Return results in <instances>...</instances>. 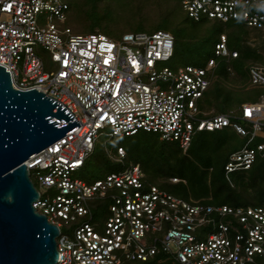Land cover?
Here are the masks:
<instances>
[{
    "label": "built area",
    "instance_id": "1",
    "mask_svg": "<svg viewBox=\"0 0 264 264\" xmlns=\"http://www.w3.org/2000/svg\"><path fill=\"white\" fill-rule=\"evenodd\" d=\"M181 3L194 20H240L264 33V12L257 10L264 0ZM69 9L68 0H0V64L12 83L63 102L80 124L27 160L40 194L33 206L61 231L55 264H264L262 206L178 197L143 180L139 163L93 182L73 177L106 128L110 136L154 132L186 152L197 132L231 127L246 138L224 165L232 181L233 172L264 157V93L238 112L202 116L207 112L199 101L212 83L214 57L207 67L158 69L174 55L171 31H127L118 40L102 32L73 33ZM39 45L50 53L49 69ZM215 54L231 60L240 51L222 33ZM249 74L251 85L264 87V65L251 64ZM117 155L124 162V146Z\"/></svg>",
    "mask_w": 264,
    "mask_h": 264
},
{
    "label": "rangeland",
    "instance_id": "2",
    "mask_svg": "<svg viewBox=\"0 0 264 264\" xmlns=\"http://www.w3.org/2000/svg\"><path fill=\"white\" fill-rule=\"evenodd\" d=\"M68 1L72 6H70L68 10L69 20L67 24L72 28L73 33L86 34L91 32H102L118 40L127 30L154 32L161 29L171 31L176 37L174 55L170 60L158 63V69L168 66L172 70H177L178 67L187 64L207 67L208 60L214 57L219 63V66L220 64L221 66L217 68V65L210 74L213 73L212 79L215 82H222L223 79L228 77L224 74L219 76L223 71L225 74L228 73L229 77H232L234 75L232 72L238 70L242 72L245 77H248L249 69H247L246 62L244 61L246 58H252L255 51L260 53L262 59L257 61L250 59V62L264 65L263 32L257 31V29L244 24V26H239V30L242 38L243 36L247 38L240 39L238 37L239 34L236 35V29L238 30V27L235 26L234 22H223L222 20L208 17L194 20L182 7L181 0H159L160 4H163V7L154 0H103L100 6H107V8L100 13V17L97 16L96 18L83 17L78 6H75L80 3V0ZM262 7H259L257 10L263 12ZM93 23L96 25L95 28L91 27ZM221 32H224L228 36L229 43L232 42L239 51H241L242 55L239 60H231L228 62L227 58L215 54V42L220 40ZM36 50L45 61L46 68L49 69L52 67L50 63V53L40 45L36 47ZM144 79L148 80L146 77ZM223 82V85L226 83V87H233L236 91L241 92V94L237 95L232 101L233 106L230 107L237 112L241 108V106L238 108L236 105L238 102L237 98L240 97L239 99L241 100H248L257 92L256 87L248 84H234V82L231 81ZM209 95L210 96L202 102V105H200V107L207 112L204 115L202 114V116L215 113V111H225L229 108V105L224 104L225 101L223 99L225 96H214V91L211 89ZM224 129L196 133V135H194L189 158L198 163H202L204 166L214 160L217 161L224 158L232 151L238 150L244 145L246 141L245 137L236 133L231 127ZM108 131V128L102 130V133L96 141V147L91 156L88 157L85 166L73 172L74 178L93 182L97 179L104 178L110 172L122 170L130 164L141 162L148 171L146 177L148 183H155L161 189L174 195H191L192 191H195L194 186L187 184L183 185L182 183L175 184L171 179L169 180L168 175L164 172V169L161 168L162 161H155L143 151V147H139L137 139L139 137L141 140L145 132L141 131L136 136L128 137L110 136L107 134ZM119 145H123L128 151L127 157L123 159L124 162L116 159V157H118L117 147ZM165 146L166 152L174 153L172 154L173 156L169 157V159L173 161L167 163L165 166L166 171L169 169L172 173H183L181 168L184 164L181 162V158L185 153L181 150L182 148L179 143L177 141L165 142ZM166 159H168L167 156ZM186 169L188 168L186 167ZM236 174L237 173H233L231 176L234 178ZM193 181L192 183L195 184V180ZM249 195V193L241 195L243 202L242 206L254 205V203H249ZM61 230L62 232H67L69 227L64 225Z\"/></svg>",
    "mask_w": 264,
    "mask_h": 264
},
{
    "label": "water",
    "instance_id": "3",
    "mask_svg": "<svg viewBox=\"0 0 264 264\" xmlns=\"http://www.w3.org/2000/svg\"><path fill=\"white\" fill-rule=\"evenodd\" d=\"M80 126L61 101L19 89L0 64V264H55L60 228L36 210L27 160Z\"/></svg>",
    "mask_w": 264,
    "mask_h": 264
},
{
    "label": "trees",
    "instance_id": "4",
    "mask_svg": "<svg viewBox=\"0 0 264 264\" xmlns=\"http://www.w3.org/2000/svg\"><path fill=\"white\" fill-rule=\"evenodd\" d=\"M154 1H156L160 6L163 7V4H160L159 0H154ZM102 2H103V0H80V3L78 5H75V6H78L79 11L83 14V17L86 16V18H90V17L96 18L97 16L100 17V13L102 11H104L105 8H107V6H105V7L100 6V5H102ZM70 6H72V4ZM262 8H263L262 10L264 12V7H262ZM231 21L235 23V26L238 27V30L240 29L239 26H244V24H245L240 20H233V19L229 20L228 22H231ZM94 24L95 23H93L91 25V27L95 28L96 25H94ZM158 30H161V29H158ZM238 30L236 29V31H237L236 35L239 34L238 37L241 39L242 35L240 33V30H239V32H238ZM127 31H132V30H127ZM134 31H140V30H134ZM222 33H224V32H221L220 35ZM174 37H175V35H174ZM243 38L245 39L247 37L243 36ZM215 43H217V41ZM228 45L231 49H238L235 46V44H233L232 42L229 43V41H228ZM175 46H176V37H175ZM174 51H175V49H174ZM241 55L242 54L240 51V56L237 58L231 59V60H239ZM250 59H254V61H257V60L262 59V56L260 55V53L255 51L254 56L252 58H246V60L244 62H246L247 69H249V66L251 64H255L254 62H250ZM231 60H228V62ZM220 66H221V64H220ZM220 66L218 63L217 68ZM221 74H224L226 77L228 76L226 79H223L222 82L223 81H226V82L231 81V82H234V84H237V83L238 84H244V85L248 84L250 86H253V85H251V82H250V77H249L250 74L248 75V77H245L243 75V73L238 71V70L235 72H232V74H234L232 77H229L228 73L225 74L224 71H223V73H220L219 76H221ZM222 82H220V81L215 82L212 79V83L210 85L211 87H209V89L205 92L204 96L200 99L199 105H202V102L210 96L209 92L211 89L214 91V96L215 95L216 96H225L223 99L225 101L224 104L229 105V108L227 110H225L226 112L233 110V108H230L233 106L232 101L235 99V97L237 95H240L241 92L236 91L233 87H230V88L226 87L225 86L226 83H225V85H223ZM254 87L257 88L256 89L257 92L253 96H251V98H249L248 100H241V99H239L240 97L237 98L238 102L236 103V105L238 106V108L244 102L256 100L258 97H260V95H262L264 93V87L263 86H254ZM213 104H215V103H213ZM225 111H222V110L221 111H215V113L225 112ZM228 128L229 127H225V129H228ZM223 129H221V130H223ZM204 131L212 132L210 130H204ZM214 131H216V130H214ZM140 132H138L134 135H128V137L136 136ZM142 132H145V135L141 137V140L138 137L137 144L139 145V147H143V151L146 152L149 156H151L155 161L156 160L162 161L161 162V166H162L161 168H163L164 172H166V174L168 175V179L170 180L172 177H178L179 181L174 182L175 184H181L182 183L183 185L187 184L190 186H194V188H195V191H192L191 195H189V194L185 195V196H180L178 194H176V195H178L182 198L188 199V200H199L205 204H213V205L228 204V205H232V206H242L243 202L241 199V195H243L244 193H249L250 194L249 195L250 200L246 199V200H249V203H254L253 206L264 207V157L258 156L257 159L255 160L254 164L252 165V167L247 169V170H240V171L233 172V173H237V174L235 175L234 178L231 176L232 181H229L225 175L224 165H225L229 155L233 151L230 154L226 155L224 158L219 159L217 161L214 160L213 162H210V163L205 164L203 166L202 163H198V162L191 160L189 158V154L192 150V145H193V139H194V137H193L190 147L188 148V150L186 152H184L185 154L181 158L182 159L181 162L184 164L181 168V171L183 173H181V172L172 173L169 171V169H168V171H166V168H165L167 163H169L170 161H173V160H170L169 157L173 156L172 154H174V153L166 152L165 142H172V141L160 140L159 134L154 133V132H146V131H142ZM199 132H202V131H199ZM120 146H123V145H120ZM144 149H146L147 151ZM181 150H183V149H181ZM127 155H128V151L126 149L125 158L127 157ZM166 156L168 159H166ZM136 163L140 164V166L144 172L143 180L146 181L148 171L146 170V168L144 167V165L141 162H136ZM186 167L188 169H186ZM189 170H191V171H189ZM193 180H195V184L192 183V182H194ZM196 180H197V182H196ZM153 184H155V183H153ZM246 200H244V201H246Z\"/></svg>",
    "mask_w": 264,
    "mask_h": 264
},
{
    "label": "crops",
    "instance_id": "5",
    "mask_svg": "<svg viewBox=\"0 0 264 264\" xmlns=\"http://www.w3.org/2000/svg\"><path fill=\"white\" fill-rule=\"evenodd\" d=\"M258 98H259V97H258ZM258 98H257V99H258Z\"/></svg>",
    "mask_w": 264,
    "mask_h": 264
}]
</instances>
